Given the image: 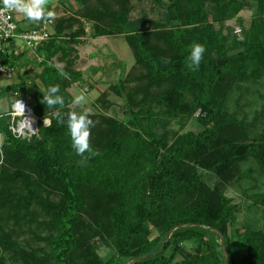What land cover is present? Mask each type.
Listing matches in <instances>:
<instances>
[{"label": "trees", "instance_id": "trees-1", "mask_svg": "<svg viewBox=\"0 0 264 264\" xmlns=\"http://www.w3.org/2000/svg\"><path fill=\"white\" fill-rule=\"evenodd\" d=\"M185 1L186 6L183 8L177 0H170L168 10L174 14L172 21L175 22V29L172 35L165 37L166 50L169 52L166 56L155 47L147 32L141 31L137 23L129 21L128 12L124 7L112 10L109 7L102 8L103 4L100 3L102 5L94 7L95 10L89 15L88 10L87 14L85 12V18L89 16L86 19L93 24L92 33L95 38L124 37L132 51L136 68L145 70L143 76L148 91H160L163 93V100L173 96L172 101L180 88L175 86L181 84L180 89H185L193 97L190 110L200 111L205 126L204 131L198 135L178 136L171 145H167L151 129L143 130L135 108L128 103L124 104L128 113L126 124L134 129V133L130 140L127 139L126 145L116 141L108 154L121 157V149L126 146V163L130 169H126V179L132 180L133 183H126V187L123 183H111L107 187L112 192H118L121 199L119 204L111 209L107 221L118 254L115 261L104 263L88 246H85L80 254H76L80 247L76 229L83 205L80 190L84 185L93 182L95 173L86 169L81 175H77L75 168L65 164L67 150L71 145L66 123H58L53 118L51 113L58 110L48 109V106L41 102L43 96L40 95V90L19 73L17 66H25L23 56H16L8 49L0 56L1 64L17 72L16 81L0 86V101H10L11 96L18 93L20 98L28 102L38 119L37 135L23 140L14 137L9 130L10 117L5 112L0 113V182L7 176L2 165L14 166L31 162L36 171L44 179L54 183L61 193L59 203L51 206L58 234L51 242V255L47 264H121L118 260L123 259L139 260L137 264H175L176 255L184 252L179 242L191 239L198 240L210 253L194 259L186 258L182 264H226L222 252H216L215 240L208 242L206 238L215 237L220 242L219 236L223 238V243L219 245H222L226 252L227 264H264V233L261 231L247 232L240 238L239 241L245 245V250L242 260L238 261V255L233 250L234 244L228 237V225L237 208L230 207L227 199H217L212 195L210 198L207 196L200 207L177 208L165 218V235L175 227L189 226L176 230L170 237L171 241L167 243L165 238L161 241L148 239L151 230L158 226L161 215L179 204L181 199H188L194 193L205 190L203 176L198 174L197 168L220 177L250 159L264 163V136L250 142L231 141L225 144L221 142L219 132L226 127L217 123L225 97V92L220 89L224 71L237 66L264 65V44L253 40L260 20L264 19V0H254L256 11L250 32L243 48L232 55L230 52L234 48L221 43L217 39L216 31L208 25L206 7L208 4L214 5L215 18L224 23L231 15H237L244 10L243 1ZM104 20H107L105 24ZM75 27L78 28L74 31ZM83 36L85 31L76 20L61 17L55 21L53 35L36 50L42 56L39 67L47 88L55 86L65 73L69 75L70 72L68 69L66 72V68L58 70L50 63L58 61L60 57L68 58L71 54L70 47L77 44V40ZM195 44L203 45L206 51L199 69L191 70L187 58ZM73 60L67 61V68L71 67ZM219 61H226V65H218ZM241 69L240 72L243 71V68ZM71 74L69 77L75 76L73 81L81 76L80 73ZM121 84L114 86L120 94L123 92ZM58 86L59 94L65 101L70 102L71 99L64 96L63 83ZM10 107L11 104L9 109ZM59 112L66 121V106ZM49 118L52 119V126L45 127L43 120ZM118 127L125 126L119 124ZM185 159L191 161L193 166L186 168L185 165H180ZM140 162L147 164L150 169V173L143 179L148 184V195L139 192L141 180L137 179L136 168L132 167L138 166ZM254 204L264 207V195L255 198ZM173 244L174 247L170 249ZM148 255L152 256L141 260Z\"/></svg>", "mask_w": 264, "mask_h": 264}, {"label": "rangeland", "instance_id": "rangeland-1", "mask_svg": "<svg viewBox=\"0 0 264 264\" xmlns=\"http://www.w3.org/2000/svg\"><path fill=\"white\" fill-rule=\"evenodd\" d=\"M59 1L64 5V18L76 20L84 29L85 36L70 47L71 54L68 58L60 57L58 61L50 63L58 70L66 68V72L67 69L70 71L69 75L65 73L55 85L61 86L62 82L64 96L71 99L64 104L68 113L87 111L95 124L90 136V145L94 153H86L88 158L84 160L77 156L69 145L64 160L66 165L75 168L77 175H81L86 169L95 173L93 182L84 185L80 190L83 205L76 229L80 241L76 254H80L85 246H88L106 263L118 259L107 221L111 209L121 200L118 192H112L107 187L111 183H123L125 187L126 183L130 185L133 183L132 180L126 179V169L130 170L126 163V146L121 149V157H112L108 154L116 141L126 145L127 139L130 140L134 133V129L126 124L128 113L124 104L128 103L135 108L143 130L151 129L167 145H171L178 136H196L204 131L205 126L200 111L190 110L193 97L185 89H180L181 84L175 86L180 88L172 101L173 96L163 100V93L160 91L158 93L161 95H158L157 90L148 91L143 76L145 70L136 68L132 51L124 37L95 38L92 33L93 24L86 19L89 16L85 18L88 11L87 15L95 10L94 7L98 8L102 4V8L109 7L112 10L124 7L128 12L129 21L137 23L141 31L147 32L155 47L166 56L169 52L166 50L165 37L172 35L175 29V22L172 21L174 14L168 10L170 0ZM242 1L245 5L244 10L237 15H231L224 23L218 22L215 18L214 5L208 4L206 7L208 25L216 31L217 39L234 48L230 55L243 48L256 11L254 0ZM177 2L185 8V0ZM50 5L48 0V6ZM105 21L107 20L103 21L104 24ZM88 23L89 31L85 30V24ZM235 27L242 30L239 35L232 32ZM253 40L264 44V19L260 20ZM34 54L32 60L25 63V66L17 68L18 71L21 70L20 74L26 77L27 82L35 85L40 90V95L44 96L47 95L48 88L39 67L42 56L39 52ZM70 59H74V62L67 68V61ZM71 73H80L81 76L73 81L75 76L69 77ZM16 77L14 81L17 80ZM222 78L220 89L225 92V97L217 123L226 129L219 132L221 142L228 144L231 141L250 142L260 139L264 136V65L237 66L224 71ZM119 83H122V94L114 88ZM5 85L7 83L0 86ZM15 94L11 96L10 101L3 100L2 104L0 103V113L7 112L15 98L21 97L18 93ZM78 95L85 96V102L81 105L73 103ZM62 109L63 107L59 105L53 108L58 111ZM119 124H124L125 127H118ZM27 163L2 165L7 176L0 182V264H47V259L51 255V242L58 234L51 206L59 203L60 190L49 179H44L31 162ZM180 165H185L186 168L193 166L188 159ZM132 167L136 168L137 179L141 180L139 192L148 195V184L143 179L150 173V169L144 162ZM197 172L203 176L205 190L194 193L188 199H181L179 204L164 213L166 215H161L158 226L151 230L148 239L161 241L165 238L166 241L169 233L164 234L165 218L177 208L200 207L204 204L205 198L212 195L217 199H227L230 207L237 208L228 225V237L234 244L233 250L238 255V261H241L245 245L239 241L240 238L247 232L264 233V207L254 204L255 198L264 195V163L260 164L250 159L220 177L208 174L200 168H197ZM175 231L170 234L167 243L171 241L170 237ZM206 238L208 242L215 240L216 252L221 251L225 261L223 246L219 245L221 242L215 237ZM179 246L184 252L176 255L175 264H182L189 257L194 259L210 253L208 248L194 239L180 241ZM173 247L174 244L170 249ZM118 261L121 264L132 262L125 259Z\"/></svg>", "mask_w": 264, "mask_h": 264}, {"label": "clouds", "instance_id": "clouds-1", "mask_svg": "<svg viewBox=\"0 0 264 264\" xmlns=\"http://www.w3.org/2000/svg\"><path fill=\"white\" fill-rule=\"evenodd\" d=\"M0 8L7 11L20 13L26 20L31 22L52 21L56 15L54 11L48 9V0H0ZM205 51V47L201 44H195L193 46L191 53L187 58L189 61V68L191 70L199 69ZM59 93L60 88L58 85L50 86L47 89V95L43 96L41 102L46 104L50 109L57 105L63 107L65 100L64 97ZM84 102V95H78L73 101V103L76 105H81ZM14 108L16 110V114L23 117L21 122V131L27 130L34 134L35 132L31 128L30 121L26 120L24 117V105L19 100H17L15 102ZM53 118H55L58 123H66L71 139V147L77 156L86 160L88 158L86 153H94V150L90 145V136L91 130L95 124L94 121L89 118L87 111L82 113H78L76 111L69 112L67 114L66 121L64 116L59 111H55L53 112ZM43 124L46 127H51L52 119H44Z\"/></svg>", "mask_w": 264, "mask_h": 264}, {"label": "built area", "instance_id": "built-area-1", "mask_svg": "<svg viewBox=\"0 0 264 264\" xmlns=\"http://www.w3.org/2000/svg\"><path fill=\"white\" fill-rule=\"evenodd\" d=\"M16 13L17 12L7 11L0 8V56L5 53L6 49L10 47L14 40H19L26 50L30 51L31 53H35L37 48L44 42L48 41L52 36L50 28L53 25V21H41L36 28L22 32L19 30L15 19ZM85 30H90L89 24H85ZM233 32L235 35H239L241 33V29L239 27H235ZM16 74V70L0 63V85L4 83H11L14 80ZM15 95L17 96V94ZM17 100H19L24 105V117L26 120L30 121L31 128L35 132L34 134L27 130L21 131V122L23 117L21 115H17L14 108L15 102ZM5 114L10 117L9 130L14 135V137L23 140H29L31 137L37 135L38 119L33 114L28 103L22 98L16 97L15 101L11 104L10 109L5 112Z\"/></svg>", "mask_w": 264, "mask_h": 264}, {"label": "crops", "instance_id": "crops-1", "mask_svg": "<svg viewBox=\"0 0 264 264\" xmlns=\"http://www.w3.org/2000/svg\"><path fill=\"white\" fill-rule=\"evenodd\" d=\"M49 3H51L50 6H48V9L49 10H52L55 12V18L53 21V25L52 27L50 28V32L51 34L53 35L54 33V23L57 19L61 18V17H64V5H63V2L59 1V0H49ZM15 19H16V22L18 24V27H19V30L20 31H26V30H30V29H33V28H36L40 22H31V21H28L26 20L22 14L20 13H16L15 15ZM9 52H14V54L16 56H20L22 55L23 56V61L25 63H27L29 60H32L33 56L35 55L34 53H31L30 51L26 50L21 42L19 40H14L10 47L8 48ZM92 56V53L90 54ZM23 71V70H22ZM21 72V70L19 71V73ZM2 101L1 100V104H2ZM2 107V106H1Z\"/></svg>", "mask_w": 264, "mask_h": 264}, {"label": "water", "instance_id": "water-1", "mask_svg": "<svg viewBox=\"0 0 264 264\" xmlns=\"http://www.w3.org/2000/svg\"><path fill=\"white\" fill-rule=\"evenodd\" d=\"M225 63H226V61H223V62H220V61H219V62H218V65L223 66V65H225ZM187 227H189V226H178V227L173 228V229L169 232V235L167 236L165 242L168 241L169 236H170V234H171L173 231H175V230H177V229H181V228H187ZM209 230H211V229H209ZM219 238H220V242L223 243V238H222L221 236H219ZM223 253H224V257H225V263L227 264V263H228V260H227V256H226V252H225L224 248H223ZM151 256H152V255L144 256V257L141 258V260L147 259V258H149V257H151ZM138 262H139V260H134V261H132L131 263H126V264H137Z\"/></svg>", "mask_w": 264, "mask_h": 264}]
</instances>
